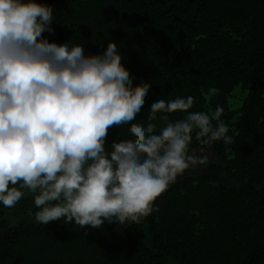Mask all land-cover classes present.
I'll return each mask as SVG.
<instances>
[{"label": "trees", "instance_id": "16d2710c", "mask_svg": "<svg viewBox=\"0 0 264 264\" xmlns=\"http://www.w3.org/2000/svg\"><path fill=\"white\" fill-rule=\"evenodd\" d=\"M53 6V32L85 53L117 42L122 63L152 102L192 95L190 111L214 112L234 143L210 146L205 173L188 169L139 223L100 229L34 220L27 194L0 206V264H264V0H42ZM245 91L231 107L235 86ZM209 88L218 91L210 94ZM184 114L173 113L170 119ZM154 123H160L159 121ZM126 126L108 130L106 145Z\"/></svg>", "mask_w": 264, "mask_h": 264}, {"label": "clouds", "instance_id": "9594fccd", "mask_svg": "<svg viewBox=\"0 0 264 264\" xmlns=\"http://www.w3.org/2000/svg\"><path fill=\"white\" fill-rule=\"evenodd\" d=\"M53 21L42 0H0V206L27 193L37 223L62 219L85 231L139 223L178 176L205 162L190 150L194 139L229 150L223 107L190 111L192 95L160 98L141 124L148 96L117 42L86 54L71 38L50 42ZM113 126H126L130 138L117 132L106 145Z\"/></svg>", "mask_w": 264, "mask_h": 264}, {"label": "rangeland", "instance_id": "374dc122", "mask_svg": "<svg viewBox=\"0 0 264 264\" xmlns=\"http://www.w3.org/2000/svg\"><path fill=\"white\" fill-rule=\"evenodd\" d=\"M244 94L245 91L241 89L240 85L235 86L232 90V97L229 100L231 107H236L237 105H239L240 100L242 96H244ZM192 152L205 158V162L203 164H200L194 168L195 172L199 174L205 173L208 165L215 160V156L207 150L203 149V151H201L200 148H195L192 150Z\"/></svg>", "mask_w": 264, "mask_h": 264}]
</instances>
